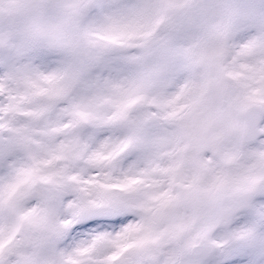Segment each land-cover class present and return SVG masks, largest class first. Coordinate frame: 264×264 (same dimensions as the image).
Returning a JSON list of instances; mask_svg holds the SVG:
<instances>
[{"label":"snow or ice","instance_id":"1","mask_svg":"<svg viewBox=\"0 0 264 264\" xmlns=\"http://www.w3.org/2000/svg\"><path fill=\"white\" fill-rule=\"evenodd\" d=\"M0 264H264V0H0Z\"/></svg>","mask_w":264,"mask_h":264}]
</instances>
